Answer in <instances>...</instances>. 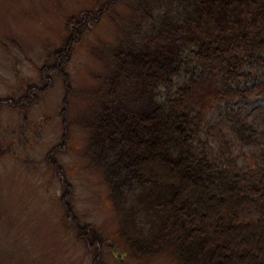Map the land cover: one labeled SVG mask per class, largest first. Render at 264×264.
<instances>
[{"label":"trees","instance_id":"1","mask_svg":"<svg viewBox=\"0 0 264 264\" xmlns=\"http://www.w3.org/2000/svg\"><path fill=\"white\" fill-rule=\"evenodd\" d=\"M164 5L116 55L89 151L117 205L148 188L156 228L149 244L128 239L139 252L167 247L179 264H264V127L255 120L264 107L251 106L264 98V0Z\"/></svg>","mask_w":264,"mask_h":264},{"label":"rangeland","instance_id":"2","mask_svg":"<svg viewBox=\"0 0 264 264\" xmlns=\"http://www.w3.org/2000/svg\"><path fill=\"white\" fill-rule=\"evenodd\" d=\"M165 2L0 0V100L45 87V66L56 68L70 48L39 101L21 109L27 116L0 105V264H179L167 247L144 255L128 241L154 235L148 188L135 186L117 205L88 147L116 55L159 21ZM251 106L262 109L264 98ZM255 120L264 127V112Z\"/></svg>","mask_w":264,"mask_h":264},{"label":"flooded vegetation","instance_id":"3","mask_svg":"<svg viewBox=\"0 0 264 264\" xmlns=\"http://www.w3.org/2000/svg\"><path fill=\"white\" fill-rule=\"evenodd\" d=\"M69 48V47H68ZM66 49V50H60L57 54V58H61L62 56H65L67 52H70V48L69 49ZM59 59H57V62L59 63L58 66H61L62 62L59 61ZM58 66L55 68V67H51V65H47L45 66L44 70H43V75L47 74V75H50V79L49 77H46L44 80H45V87H42L40 85H32L31 87H29V90L27 92V94L25 96H22V95H19L18 92H14L12 94V96L10 97V99H1L0 100V105H10L12 107V109L14 110H19L21 111V113L19 114H22L24 113L25 116H27V112L26 111H22L21 109L24 108V109H29L30 107L28 106H31L33 103H36V99L38 97V101H39V97L40 95H42L44 92V90L48 89L49 88V83H51V75L53 72H55L54 70L58 69ZM18 96H21V97H18ZM19 98V99H17ZM39 103V102H38ZM37 103V104H38ZM27 119V117L25 118ZM35 125V124H34ZM18 135V133H16V136ZM4 143V145L8 146L10 145L12 142H14V140H7L6 142V139H3L2 141Z\"/></svg>","mask_w":264,"mask_h":264}]
</instances>
